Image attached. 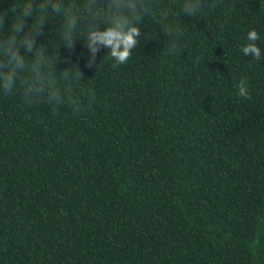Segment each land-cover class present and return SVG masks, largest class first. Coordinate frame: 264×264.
Instances as JSON below:
<instances>
[{
	"label": "trees",
	"instance_id": "trees-1",
	"mask_svg": "<svg viewBox=\"0 0 264 264\" xmlns=\"http://www.w3.org/2000/svg\"><path fill=\"white\" fill-rule=\"evenodd\" d=\"M157 3L170 15L146 16L118 66L103 47L87 66V18L69 49L49 16L37 44L57 76L82 73L59 81L80 104L0 92V264H264V0Z\"/></svg>",
	"mask_w": 264,
	"mask_h": 264
},
{
	"label": "clouds",
	"instance_id": "clouds-1",
	"mask_svg": "<svg viewBox=\"0 0 264 264\" xmlns=\"http://www.w3.org/2000/svg\"><path fill=\"white\" fill-rule=\"evenodd\" d=\"M216 6L217 0L209 5L212 8ZM158 8L157 0H71L68 4L62 0H13L10 9L0 7V92L11 95L19 88L27 106L46 100L54 111L66 99H75L80 104L82 97L62 89L59 81H70L73 77L79 80L82 73L78 69L73 72L65 68L57 76L53 68L54 58L48 54L47 46L37 44L49 16L56 14L63 17L61 39L69 49L74 48L78 38L80 21L87 18L89 22L83 32L85 46L90 52L87 66H93L102 47L109 49L107 56L118 66L129 61L142 34L140 25L146 16L155 15ZM181 11L196 17L205 11V0H182ZM160 13L164 18L170 15L166 8H160ZM9 18L10 26L6 24ZM29 19L31 23H28ZM165 32L172 35L178 33L179 28L166 26ZM259 40L257 30H250L248 42L241 49L243 54L259 61L262 56L257 43ZM178 51L176 43L166 49L169 55ZM235 87L239 97L251 98L246 77H241ZM76 112H82L81 107H77Z\"/></svg>",
	"mask_w": 264,
	"mask_h": 264
}]
</instances>
